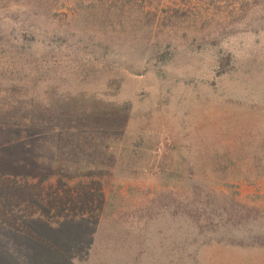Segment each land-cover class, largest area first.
Returning <instances> with one entry per match:
<instances>
[{
  "label": "rangeland",
  "instance_id": "rangeland-1",
  "mask_svg": "<svg viewBox=\"0 0 264 264\" xmlns=\"http://www.w3.org/2000/svg\"><path fill=\"white\" fill-rule=\"evenodd\" d=\"M16 145L0 264H264V0H0Z\"/></svg>",
  "mask_w": 264,
  "mask_h": 264
},
{
  "label": "trees",
  "instance_id": "trees-1",
  "mask_svg": "<svg viewBox=\"0 0 264 264\" xmlns=\"http://www.w3.org/2000/svg\"><path fill=\"white\" fill-rule=\"evenodd\" d=\"M4 148V147H3ZM10 149V148H9ZM8 147L5 146L4 150H1V152L3 153L5 150H7L9 152ZM14 149L17 151L19 149V162L14 161L11 158V155H9V159H5V157H1L0 156V172H2V170H9L12 171L13 169H15V171H21V170H29L31 169L30 172H32L34 170V168H32V164L31 162H29V160L27 159V153L23 154L25 151L21 148H18L17 145L16 147H14ZM27 150V149H26ZM247 150H245L244 148L236 151V153H234V151H232L231 154V159L229 161V165H230V169L231 171L234 172V174L237 176V179H244L245 181H249L250 179H254V178H259V177H264V161H262L261 163L258 164H251L248 163L246 166L244 164H242L243 160L246 161L245 159H241V155L243 153H246ZM23 154V156H22ZM256 154L261 155L262 158H264V148L259 149L257 151ZM22 158H26V160H21ZM249 161V160H248ZM238 162V163H237ZM33 163V162H32ZM24 164V168L20 165ZM244 169V171H243ZM67 220V216H61L59 223L60 224H67L66 223ZM33 223L32 224H42V222L40 221V219L34 218V220H31ZM72 223L69 224H78V222H75L74 219H72ZM22 221L18 220V217L16 215H14L12 213V211L8 212V210H6L5 208H1L0 207V230L2 234H0V237L3 238V236L7 237L5 238L6 240H4V242H6L8 240V238H11L14 241V244H10L7 245V255L14 253L15 255H18L16 252H18V247L19 246H15V244L19 245V235H20V231L18 229L15 228H11V226L9 224H21ZM7 224V225H4ZM74 230H76L75 228H73ZM3 230V231H2ZM79 231V230H76ZM7 232V233H6ZM4 233V234H3ZM14 233V234H13ZM59 237H61V233L57 234ZM72 235V234H71ZM67 239H69L68 236H66ZM13 243V242H12ZM14 245L13 248H11ZM3 248L0 245V255H3ZM20 251L23 249L26 250L28 252V254H32L30 248H19ZM73 253V252H72ZM5 255V256H7ZM2 257V256H1ZM79 259H77L76 257L73 258H69L68 261H78ZM1 261V258H0Z\"/></svg>",
  "mask_w": 264,
  "mask_h": 264
}]
</instances>
